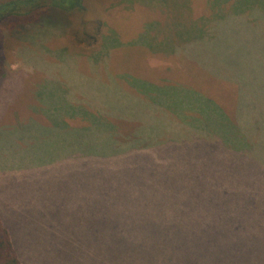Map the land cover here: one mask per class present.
<instances>
[{"label": "rangeland", "instance_id": "rangeland-1", "mask_svg": "<svg viewBox=\"0 0 264 264\" xmlns=\"http://www.w3.org/2000/svg\"><path fill=\"white\" fill-rule=\"evenodd\" d=\"M19 39L0 215L23 264H105L127 207L240 225L231 255L264 264V0H83Z\"/></svg>", "mask_w": 264, "mask_h": 264}, {"label": "trees", "instance_id": "trees-1", "mask_svg": "<svg viewBox=\"0 0 264 264\" xmlns=\"http://www.w3.org/2000/svg\"><path fill=\"white\" fill-rule=\"evenodd\" d=\"M49 10L72 14L83 10V0H0V78L12 66L11 58L21 44L22 29L42 20ZM130 209L135 208H122L113 213L117 223L110 226L105 264H249V244L242 247L243 258L232 256L233 252L228 249V240L244 232L245 228L240 225L230 228L205 223L200 226L196 215L187 231L184 229L187 221L176 214L169 215L171 223H165L163 210L157 216L151 211L139 214ZM153 215L162 221L153 223L150 219ZM236 242L240 244L237 239ZM199 249L202 254H198ZM0 264H23L16 240L1 215Z\"/></svg>", "mask_w": 264, "mask_h": 264}]
</instances>
